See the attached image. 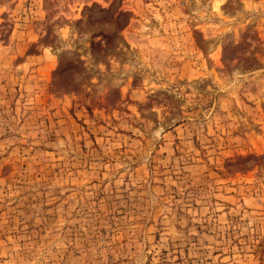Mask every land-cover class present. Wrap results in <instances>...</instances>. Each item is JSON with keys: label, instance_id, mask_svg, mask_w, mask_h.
Listing matches in <instances>:
<instances>
[{"label": "rangeland", "instance_id": "obj_1", "mask_svg": "<svg viewBox=\"0 0 264 264\" xmlns=\"http://www.w3.org/2000/svg\"><path fill=\"white\" fill-rule=\"evenodd\" d=\"M0 264H264V0H0Z\"/></svg>", "mask_w": 264, "mask_h": 264}]
</instances>
